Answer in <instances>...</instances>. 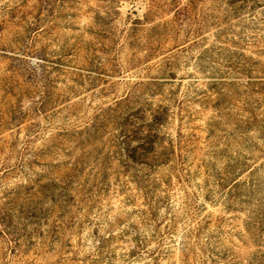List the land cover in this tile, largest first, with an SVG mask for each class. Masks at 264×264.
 Returning <instances> with one entry per match:
<instances>
[{
	"label": "rangeland",
	"instance_id": "rangeland-1",
	"mask_svg": "<svg viewBox=\"0 0 264 264\" xmlns=\"http://www.w3.org/2000/svg\"><path fill=\"white\" fill-rule=\"evenodd\" d=\"M0 264H264V0H0Z\"/></svg>",
	"mask_w": 264,
	"mask_h": 264
}]
</instances>
